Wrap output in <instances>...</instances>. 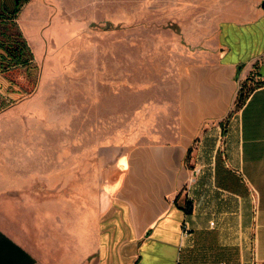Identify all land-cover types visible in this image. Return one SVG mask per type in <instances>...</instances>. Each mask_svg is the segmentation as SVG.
<instances>
[{"label": "crops", "instance_id": "1", "mask_svg": "<svg viewBox=\"0 0 264 264\" xmlns=\"http://www.w3.org/2000/svg\"><path fill=\"white\" fill-rule=\"evenodd\" d=\"M240 14L177 66L169 110L91 158L81 128L63 174L0 114V264H264V0Z\"/></svg>", "mask_w": 264, "mask_h": 264}, {"label": "rangeland", "instance_id": "2", "mask_svg": "<svg viewBox=\"0 0 264 264\" xmlns=\"http://www.w3.org/2000/svg\"><path fill=\"white\" fill-rule=\"evenodd\" d=\"M253 1L28 0L16 21L39 63L38 82L21 98L13 93L19 99L1 118L23 127L25 141L63 174L65 142H79L81 128L91 158L96 145L121 141L169 110L177 66L211 58L220 21L240 17ZM8 76L23 81L20 71ZM111 158L105 150V174Z\"/></svg>", "mask_w": 264, "mask_h": 264}, {"label": "trees", "instance_id": "3", "mask_svg": "<svg viewBox=\"0 0 264 264\" xmlns=\"http://www.w3.org/2000/svg\"><path fill=\"white\" fill-rule=\"evenodd\" d=\"M27 1L17 0L14 12L9 18L0 20V78H2L0 79V110L19 99L13 93H19L21 98L32 92L38 82L39 63L36 61L34 51L16 21L17 15ZM16 71L22 73V82L14 78L9 79L8 74ZM5 80L8 82V86ZM260 83L250 86L245 83L242 85L236 101L237 108L244 104L250 93ZM190 208L189 204L187 210Z\"/></svg>", "mask_w": 264, "mask_h": 264}, {"label": "flooded vegetation", "instance_id": "4", "mask_svg": "<svg viewBox=\"0 0 264 264\" xmlns=\"http://www.w3.org/2000/svg\"><path fill=\"white\" fill-rule=\"evenodd\" d=\"M15 7L14 8H1V10H0V20L8 19L9 16L14 12Z\"/></svg>", "mask_w": 264, "mask_h": 264}, {"label": "built area", "instance_id": "5", "mask_svg": "<svg viewBox=\"0 0 264 264\" xmlns=\"http://www.w3.org/2000/svg\"><path fill=\"white\" fill-rule=\"evenodd\" d=\"M211 223L214 224L215 222L212 221ZM190 233H191V229L188 226L185 225V227H184V234L188 235Z\"/></svg>", "mask_w": 264, "mask_h": 264}]
</instances>
